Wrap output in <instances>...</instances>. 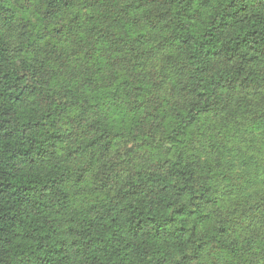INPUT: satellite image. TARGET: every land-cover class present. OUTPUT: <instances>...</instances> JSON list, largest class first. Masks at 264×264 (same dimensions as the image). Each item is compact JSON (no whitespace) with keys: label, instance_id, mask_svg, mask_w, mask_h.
Masks as SVG:
<instances>
[{"label":"trees","instance_id":"trees-1","mask_svg":"<svg viewBox=\"0 0 264 264\" xmlns=\"http://www.w3.org/2000/svg\"><path fill=\"white\" fill-rule=\"evenodd\" d=\"M0 264H264V0H0Z\"/></svg>","mask_w":264,"mask_h":264}]
</instances>
